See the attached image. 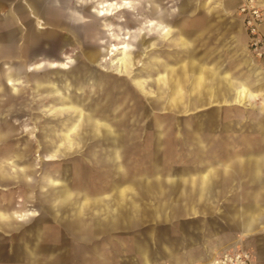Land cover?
I'll return each mask as SVG.
<instances>
[{
  "label": "crops",
  "instance_id": "crops-1",
  "mask_svg": "<svg viewBox=\"0 0 264 264\" xmlns=\"http://www.w3.org/2000/svg\"><path fill=\"white\" fill-rule=\"evenodd\" d=\"M140 1L0 0V72H6L2 86L8 88L0 90V112L9 113L12 105L5 103L24 93L15 86L24 83L46 85L44 91H32L37 108L62 115L43 152L45 160L67 158L62 169L68 179L63 184L62 177L43 173L42 187L54 186L51 202L57 212H38L49 215L54 239L68 235L85 242L146 225L200 219L179 229L176 239L171 234L157 238L153 230L143 237L146 242L134 237V252H93L99 264H214L215 251L241 241L252 250L254 264H264V62L247 51V35L236 14L245 0H175L169 9L145 0L150 9L145 14L137 11ZM258 2L264 9V0ZM121 10L130 11L138 26L123 30L104 23L103 30L116 43L103 49L95 18ZM24 20L26 30L20 25ZM112 30L121 35L113 37ZM53 44L55 49L48 51ZM99 49L98 68L128 78L133 94L147 98L152 108L184 113L217 103L213 112L219 113L222 104L230 107L227 124L197 122L194 127L199 133L225 131L209 140L193 138L190 153L167 156L162 154L167 122L116 120L120 101L86 108L83 92L105 85L83 71ZM76 53H81L77 59ZM18 64L34 67L15 77ZM135 64L140 70L135 71ZM44 70L54 73L45 80L27 77ZM174 123L180 128V122ZM187 159L191 165L181 168L161 163ZM32 167L26 150H0V183L20 178L31 183ZM61 206L69 212L65 219ZM4 210L1 222L26 217L20 210ZM41 229L37 242L45 236Z\"/></svg>",
  "mask_w": 264,
  "mask_h": 264
},
{
  "label": "rangeland",
  "instance_id": "rangeland-1",
  "mask_svg": "<svg viewBox=\"0 0 264 264\" xmlns=\"http://www.w3.org/2000/svg\"><path fill=\"white\" fill-rule=\"evenodd\" d=\"M154 1L156 7L158 5L163 9L174 8L176 5L175 0ZM149 10L150 9H148L145 0H141L138 4V13L145 14ZM140 18L147 17L140 16ZM95 21L102 29L98 39L102 42L100 47L103 49L106 46L105 44L116 43V41L108 35V32L103 30L104 23L115 29L121 27L123 30H133L139 23V21H136L135 18L132 17L131 12L128 10H121L114 15L105 18H95ZM20 25L22 29L26 30L28 22L26 20L20 21ZM112 33H114V35H112L113 37L115 35H121L118 30H112ZM0 35H4V33L0 32ZM146 42L147 39L144 38L140 46L142 47ZM140 46L139 51L141 49ZM54 49L55 44L50 45L47 50L53 51ZM3 67L2 61L0 60V68ZM134 67L135 71L140 70V65L135 64ZM107 75L113 82L122 81L126 82L124 84H128L124 89L111 92V97L102 104L103 106L114 105L121 99L123 100L122 106L119 108L120 110L115 112L113 117L116 116L119 120L124 121H163L168 123H166L168 128L163 130L166 134L164 141H162L165 144L164 152L162 153L163 155L174 156L175 154L182 153L181 156H183V153L187 154L192 152L193 144L191 142H193L195 131H197L194 128L197 122H204V124L206 123L208 126L212 121H219L223 124L230 122V107H227L224 104L219 106V113L213 112L214 109L217 108L214 107L217 106V103H215L214 106H212L211 103H207L198 109L184 113H175L167 110L164 111L156 106L152 108L150 103L148 104L147 98L137 97L133 94L131 85H129L130 80L128 78L118 76L112 72H107ZM15 86H21L24 93L20 97L10 99L9 102L6 101V106L12 105L8 114L1 116L2 112H0V127L3 133L2 138L4 140V143L0 144V150L14 145L17 148L26 150V152L29 153L30 161L34 164L33 176L35 179V185L38 177L43 171L56 168L62 169L68 162L67 158L45 160L43 155L44 145L50 140L48 138L50 134H45V132L46 130L48 133L56 132L59 129V127L57 128L56 126H59L62 115H52V113L49 112L50 108H43L41 110L37 108L34 102V94L32 93L29 84L18 83ZM151 99L156 101L155 97ZM3 107L4 106L1 103L0 111ZM86 111L87 110L84 109L83 113H87ZM176 121L181 123L180 128L175 127L174 122ZM2 122L4 123L2 124ZM5 124H8L10 129L4 128ZM148 131L152 132L153 130ZM203 131L204 132L200 134L209 140L212 137L216 138L220 135L221 131L225 130H221L219 133L211 132L210 129H204ZM204 147L207 148V146ZM161 163L164 165L171 163V166L181 168L186 165H191L192 161L187 159L170 162L163 161ZM17 182V180L14 181L11 179L8 182L0 183V209H5L4 211L20 210L26 213V217L22 220H16L14 218V222L16 223L11 227H6L0 221V264H24V252L21 251V248L23 249L24 243H27L29 247L33 246L31 235L34 229L39 225L46 230L44 238L36 244V251L43 260L40 264H99V258L98 256H94L93 252H134V237H139L140 243L146 242L143 237L146 236L147 232L153 230L157 238L171 234V238L176 239L178 238L179 229H182L188 223L192 224L193 222L200 220L197 215L191 218L187 217V221H182L183 224L146 225L139 229H131L126 232L114 234L108 240L85 242L72 239L68 235H64V239L56 240L51 234V229L53 228L51 227V224H49V215L46 216L45 213L38 212L40 210V205L33 194L28 197L26 202H23L22 192L26 191L28 188H26L23 183ZM61 232L63 233V231ZM238 247H241L248 252H252V250L245 247L241 241L234 247L230 248V246H228L215 251L216 253L213 256ZM84 252H91V256H84Z\"/></svg>",
  "mask_w": 264,
  "mask_h": 264
},
{
  "label": "water",
  "instance_id": "water-1",
  "mask_svg": "<svg viewBox=\"0 0 264 264\" xmlns=\"http://www.w3.org/2000/svg\"><path fill=\"white\" fill-rule=\"evenodd\" d=\"M0 20L2 21V18H0ZM101 51H102L101 49L95 51L93 57L88 59L89 61L86 62L85 66L83 68V71H85V69L86 70L88 69L94 75V77H97L99 81L103 80V82L105 83V85H103V86L95 84L92 89L87 88L86 91L83 92L84 99L88 101V104H86V108H88V107L91 108V107H94V106H97V105L100 107V105H102L104 103V101H106L109 97H111V92H114L116 90L119 91V89H124V87L128 86V84H124L126 82H122V81L113 82V81H111V79L108 78L107 72H104V71H102V70H100L98 68L97 63L100 61V59L102 57L101 56ZM79 56H81V53H76L74 58L77 59ZM62 59H63V61L66 62L65 58H62ZM27 60L29 62L31 60V58L28 57ZM73 60L74 59L71 58V61H73ZM42 63L43 62H41V64ZM43 65L44 64H42V66ZM32 67H34V66L27 67V65H25V67H24L23 64H18V65L13 66V68H14L13 71L16 72L15 77L23 76L24 75V71L27 70L28 68L31 69ZM5 73L6 72H3V71L0 72V90L2 92H6L7 89H8V88H5V87L2 86V84H3V82H4L5 78H6L5 77ZM52 73H54V72L44 70V72L41 73V74L32 73V74H28L27 77H29L32 80H35V79L45 80L48 76H51ZM70 76L73 77L74 75L71 73ZM130 83H131V81H130ZM47 88L48 87H46V85H44V84L42 85V87L40 86V88L35 87L34 84H33V86H31V90L33 91V93H35V92H37L39 90H43L44 91ZM15 90H19V89L17 87H15ZM117 103H119V101ZM122 103H123V100L121 99L120 100L121 106H122ZM1 114H2L1 116H4L5 113H1ZM116 120H118L117 117H116ZM3 123L4 122H2V124ZM56 127L58 128L59 126H56ZM4 128L10 129V126L8 124H5ZM2 134L3 133H2V130H1V127H0V144L4 143V140L2 139ZM45 134H50L48 138H52L54 136L53 135L54 132H51V133L49 132L48 133L47 130H46ZM194 135H195L194 138L202 136L199 132H196V131H195ZM202 137L204 138V140L207 139L204 136H202ZM44 138H46V137H44ZM10 148L13 149L14 151H21L22 150L21 148L15 147V145L11 146ZM193 148H194V146H193ZM196 149L198 150V148H196ZM43 155H44V153H43ZM29 170H30L29 174H30V177H31V180H32L31 183H24V178L17 179L19 182L23 183L26 188H28L27 189L28 191H30V192H28L26 190V191L22 192V199L26 201L28 199V197L31 194H33L34 197L39 202L40 210H45L51 215L53 213H56L57 210L53 208L52 202H51V199L54 197V192H53L54 186L49 183L48 185L45 184V186L42 187V184H41L42 183V175H43V173L50 172V173H52L55 176V178L59 177V176L62 177L63 182H64L63 184H66L67 183V179H68L67 178V170L65 168H64V170L63 169L62 170H56V169L45 170V171H43L40 174V176L38 177L35 185H34L35 179H34V176H33V167L31 169H29ZM71 174H73V172H71ZM0 180H1V176H0ZM71 182H72V180L70 181V183ZM64 204H66V203H64ZM64 204H62L63 207L66 206ZM62 206L60 207L59 213H60L61 219H63V218L65 219V217L68 215L69 212H67V210H65V208H62ZM75 222L80 224L81 220L75 219ZM2 223L6 227H11V226H14V224H15V222L12 220V217L10 219L2 222ZM41 228L42 227H40V226L36 227L34 229L32 235H31V238H32V241H33V243H32L33 246L29 247L27 245V243L23 244V250H25V252L23 253V263L24 264H40L43 261L41 259V256L36 252V244H37L36 239L41 235V232H42Z\"/></svg>",
  "mask_w": 264,
  "mask_h": 264
},
{
  "label": "built area",
  "instance_id": "built-area-1",
  "mask_svg": "<svg viewBox=\"0 0 264 264\" xmlns=\"http://www.w3.org/2000/svg\"><path fill=\"white\" fill-rule=\"evenodd\" d=\"M247 35V50L254 60L264 62V9L258 0H245L236 11ZM251 252L241 247L214 256V264H254Z\"/></svg>",
  "mask_w": 264,
  "mask_h": 264
},
{
  "label": "bare ground",
  "instance_id": "bare-ground-1",
  "mask_svg": "<svg viewBox=\"0 0 264 264\" xmlns=\"http://www.w3.org/2000/svg\"><path fill=\"white\" fill-rule=\"evenodd\" d=\"M103 13V12H102ZM113 50H115V47L112 48ZM122 63V62H121Z\"/></svg>",
  "mask_w": 264,
  "mask_h": 264
}]
</instances>
